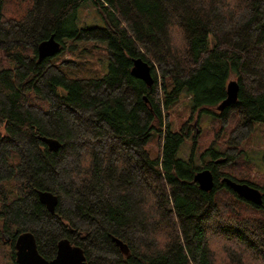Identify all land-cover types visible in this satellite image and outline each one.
<instances>
[{
  "label": "trees",
  "instance_id": "obj_1",
  "mask_svg": "<svg viewBox=\"0 0 264 264\" xmlns=\"http://www.w3.org/2000/svg\"><path fill=\"white\" fill-rule=\"evenodd\" d=\"M6 1L0 257L18 264L14 242L28 231L47 260L67 238L87 264H216L212 235L227 244L222 264H264V186L233 175L241 144L264 125V0H90L104 25L84 27L77 12L89 0H26L17 18H5ZM51 36L59 53L67 44L76 50V40L105 42L107 73L70 78L61 66L74 62L39 61L37 46ZM137 58L149 64L152 84L131 74ZM230 80L237 100L219 111ZM183 93L190 116L175 130L170 112ZM202 113L217 128L200 152ZM153 133L154 158L146 149ZM186 139L189 155L179 157ZM202 169L212 173L211 191L194 181ZM224 177L259 189L262 204L239 198ZM43 191L57 197L53 213L39 200Z\"/></svg>",
  "mask_w": 264,
  "mask_h": 264
},
{
  "label": "rangeland",
  "instance_id": "obj_2",
  "mask_svg": "<svg viewBox=\"0 0 264 264\" xmlns=\"http://www.w3.org/2000/svg\"><path fill=\"white\" fill-rule=\"evenodd\" d=\"M26 7V0H7L5 2L4 16L5 18L20 17L25 12ZM77 24L80 27L104 25L101 15L97 12L90 0L78 9ZM74 43L78 45L76 50L70 51V48L68 47L70 44H67L66 51L58 53L52 57V60L55 63L62 61H71L75 63V65L72 63H62V70L68 77L99 78L107 73L109 61L107 58L105 42L76 40ZM214 110L216 111V109ZM190 111V99L186 93H183L177 105L170 112L172 129L177 130L184 122H186L190 116ZM194 119H198L196 114L194 115ZM192 125H195V120ZM215 128H217V123L212 116L202 113L198 125L195 128L199 134L200 152H202L214 138L212 133ZM191 144V140L186 139V143L182 146L181 153L178 152L177 155L184 158L188 157ZM146 149L151 157L154 158L158 155L159 145L157 133L151 135L146 145ZM241 149L243 150L242 159L238 161L239 168L234 171L233 175L236 178H241L254 183L259 187L264 186V125L262 123L257 122L254 124L252 133L241 144ZM228 198V196L225 197V199ZM208 237L213 249L216 264H222V261L225 260L222 248L227 244L220 242L219 240L217 241L212 235ZM220 244L222 248L220 247ZM1 248L5 253L8 251V248L6 247L1 246ZM0 264H11V261L3 256L0 257Z\"/></svg>",
  "mask_w": 264,
  "mask_h": 264
},
{
  "label": "water",
  "instance_id": "obj_3",
  "mask_svg": "<svg viewBox=\"0 0 264 264\" xmlns=\"http://www.w3.org/2000/svg\"><path fill=\"white\" fill-rule=\"evenodd\" d=\"M60 52V43L53 36L40 42L37 46L38 60L52 57ZM131 74L143 80L148 85L152 84L151 68L147 62L141 58L133 61ZM239 85L236 80H230L226 86V97L217 105V110L223 111L229 105L237 100ZM41 141L47 144L50 150L56 151L60 143L58 140L49 137H39ZM194 181L197 182L199 188L203 191H211L214 181L212 173L209 169L199 170ZM222 182L228 186L231 191L239 198L261 205L263 202L262 193L259 189L243 182L234 181L228 177H224ZM39 200L46 206L50 213H53L57 204V197L50 192L43 191L38 194ZM9 241V240H8ZM15 259L18 264H87L83 249L78 245H73L67 238H62L57 243L56 255L53 259H45L38 251L34 235L31 232H21L17 235L15 242Z\"/></svg>",
  "mask_w": 264,
  "mask_h": 264
}]
</instances>
